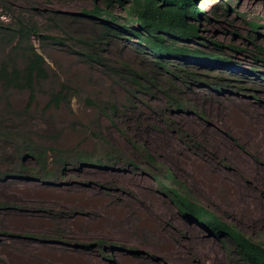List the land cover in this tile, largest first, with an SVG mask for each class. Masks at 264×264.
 I'll return each instance as SVG.
<instances>
[{"label":"rangeland","instance_id":"374dc122","mask_svg":"<svg viewBox=\"0 0 264 264\" xmlns=\"http://www.w3.org/2000/svg\"><path fill=\"white\" fill-rule=\"evenodd\" d=\"M223 1L197 3L212 19L203 16L201 35L240 47V53L225 54L242 71L188 67L240 77V94L184 84L175 69L183 67L180 61L161 70L151 53L124 36L99 41L104 64L85 59L87 43L101 34L102 22L79 13L101 0H0V24L21 17L36 23L41 35L57 38L32 37L21 45L32 44L48 66L47 78L33 93L0 88V124L20 136L0 137V170L16 172L21 137L70 156L80 151L104 161L112 152L137 164L111 160L108 167H78L71 159L64 174L49 183L0 179V202L6 204L0 208V264H234L230 241H219L180 216L158 182L173 187L168 173L193 201L264 244V63L255 60L257 49L250 43L264 49V29L253 31L250 25H264V3L227 0L231 10L224 13ZM113 15L119 24L127 23L124 10L115 8ZM14 44L0 41V64L6 56L13 59ZM14 53L23 66L22 56ZM125 65L148 89L122 73ZM60 83L71 97L49 105ZM165 93L180 109L169 105ZM147 154L154 158L151 165L144 162ZM25 161L35 174L34 161ZM49 170L54 171L51 162ZM99 242L105 251L97 248Z\"/></svg>","mask_w":264,"mask_h":264},{"label":"trees","instance_id":"16d2710c","mask_svg":"<svg viewBox=\"0 0 264 264\" xmlns=\"http://www.w3.org/2000/svg\"><path fill=\"white\" fill-rule=\"evenodd\" d=\"M201 0H101L103 4H96L90 10H83L79 16L91 18L97 22H102L100 27L101 34L94 38L92 42H88L87 48L89 52H84L85 59L92 63H102L99 60L98 48L99 41L106 37L124 36L128 41H133L136 48L151 53L155 57V66L161 70H167L168 64L172 61L182 62L183 67L176 66L178 77H183L184 84L190 86H199L201 88L211 89L213 92H228L235 90L236 93H243L244 88H241L243 83L241 78L234 73L236 70L241 72L239 64L230 60L231 56L225 52L229 50L232 53H240V47L232 44H224L218 41H208L202 35L200 21L203 18L202 10L198 9L197 3ZM223 1V12L227 13L231 10L229 3ZM238 1V0H237ZM264 3V0H257ZM120 8L126 12L127 23L119 24V18L113 15V9ZM213 17L218 18L219 13L213 12ZM207 20H212L210 17L204 16ZM253 31L259 28L264 29V25L259 27L256 23H250ZM135 26V27H134ZM233 35H236L233 32ZM9 37V38H8ZM32 37H38L43 42L48 40L54 41L56 37L41 35L38 26L31 20L17 17L14 23L7 25L0 24V41L13 43L10 56H6L0 64V88L2 91L9 89L27 90L33 93L35 84L47 78L48 66L45 58L40 52L34 48L32 44L29 47L21 48L24 42H30ZM257 35L254 37L256 39ZM257 49L256 61L264 63V49L261 45L251 42ZM198 47L209 46V48H194L191 45ZM91 47V48H90ZM204 49V50H203ZM19 53L23 58V66H18L15 60V53ZM82 56V55H81ZM188 64L203 65L211 71L216 70H232L235 75H225L223 73H195L190 72ZM238 65V66H236ZM123 66L122 73H126V77L134 82L138 87L148 89L147 86L139 83L137 79H143L135 72H129ZM173 71V70H172ZM249 73H257L255 70H248ZM175 77V71L171 72ZM243 75V74H242ZM260 81L264 77H260ZM206 83V84H205ZM264 83V82H263ZM60 89L54 92L50 99V104L59 105L62 102L68 101L71 97L70 89L67 85L59 84ZM138 93V92H136ZM134 92V94H136ZM168 97L169 105L180 109V103L165 93ZM33 95L31 99H33ZM115 109V107H113ZM9 129V128H8ZM7 128L0 124V137L4 140L11 141L14 137ZM16 159H18V167L16 172L4 173L0 170V179L23 178L36 179L40 182H51L58 176H62L69 166V161L74 159L78 167H108L107 162L123 161L128 165L137 168V164L131 160H125L121 157H116L114 153L109 152L103 161L102 159H94L91 156L85 155L80 151L68 153L57 148L44 147L36 144L33 140L26 137H21L20 141L15 146ZM51 155V156H50ZM70 156V157H69ZM33 160L37 172L32 174V170L25 164V160ZM146 164L154 163V158L147 154L143 158ZM52 163L54 171L49 170V164ZM126 164V163H125ZM30 173V176H26ZM168 178L172 180L173 187L166 186L160 179L159 185L167 191L168 195L180 216L191 222L196 223L203 228L207 234L213 238L223 241L228 240L232 243L236 257L231 258L229 263L234 264H264V244L255 241L246 236L236 226L226 223L214 212L203 207L200 203L193 201L189 195V190L183 183L178 181L175 176L168 173ZM187 189V190H186ZM6 204L0 202V208L5 209ZM97 248L105 251L104 243L99 242ZM83 247H88V245ZM132 251V250H131ZM231 264V263H230Z\"/></svg>","mask_w":264,"mask_h":264},{"label":"clouds","instance_id":"9594fccd","mask_svg":"<svg viewBox=\"0 0 264 264\" xmlns=\"http://www.w3.org/2000/svg\"><path fill=\"white\" fill-rule=\"evenodd\" d=\"M181 63H182V62H181ZM189 65H195V64H188L187 67H188ZM204 68H205V66H204ZM207 69H208V68H207Z\"/></svg>","mask_w":264,"mask_h":264},{"label":"bare ground","instance_id":"6f19581e","mask_svg":"<svg viewBox=\"0 0 264 264\" xmlns=\"http://www.w3.org/2000/svg\"><path fill=\"white\" fill-rule=\"evenodd\" d=\"M190 90V89H189ZM193 90V89H192ZM246 163V162H245ZM244 165V164H243ZM247 166V165H246ZM244 168H247V167H244ZM248 168H250V167H248ZM245 170V169H244ZM247 171H248V169H247Z\"/></svg>","mask_w":264,"mask_h":264}]
</instances>
